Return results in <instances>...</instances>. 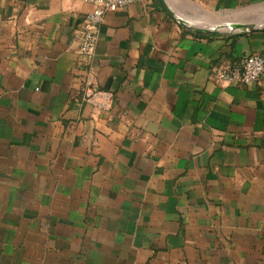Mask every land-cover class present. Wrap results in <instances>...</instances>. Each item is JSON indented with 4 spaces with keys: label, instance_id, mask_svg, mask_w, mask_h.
<instances>
[{
    "label": "crops",
    "instance_id": "0c3cea01",
    "mask_svg": "<svg viewBox=\"0 0 264 264\" xmlns=\"http://www.w3.org/2000/svg\"><path fill=\"white\" fill-rule=\"evenodd\" d=\"M162 1L106 13L86 63L93 5L0 0V264H264V73L210 76L264 29L200 28L264 0Z\"/></svg>",
    "mask_w": 264,
    "mask_h": 264
},
{
    "label": "built area",
    "instance_id": "2783aa9c",
    "mask_svg": "<svg viewBox=\"0 0 264 264\" xmlns=\"http://www.w3.org/2000/svg\"><path fill=\"white\" fill-rule=\"evenodd\" d=\"M93 8L83 15L77 53L86 63L94 56L97 33L104 17L108 12H114L139 0H83ZM264 73V59L260 54H251L238 60L222 61L211 68L210 76L213 81L222 86H250L259 83ZM98 93L96 84L92 81L91 73L84 78L79 97L81 102H88Z\"/></svg>",
    "mask_w": 264,
    "mask_h": 264
},
{
    "label": "water",
    "instance_id": "95a60500",
    "mask_svg": "<svg viewBox=\"0 0 264 264\" xmlns=\"http://www.w3.org/2000/svg\"><path fill=\"white\" fill-rule=\"evenodd\" d=\"M160 5L165 9L166 7L163 4L162 0H157ZM244 17H251V20L248 22H233L230 24L222 25V26H217L212 29H207V28H201L202 31H210L214 33H219V32H238V31H254L258 29H264V5L258 6V7H252L244 11L243 14ZM191 29H199L198 27L192 26V25H187ZM220 28V29H219ZM222 28V29H221Z\"/></svg>",
    "mask_w": 264,
    "mask_h": 264
}]
</instances>
